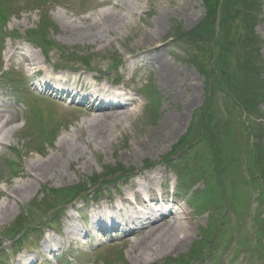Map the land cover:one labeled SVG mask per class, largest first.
<instances>
[{
  "label": "rangeland",
  "instance_id": "obj_1",
  "mask_svg": "<svg viewBox=\"0 0 264 264\" xmlns=\"http://www.w3.org/2000/svg\"><path fill=\"white\" fill-rule=\"evenodd\" d=\"M0 1L6 13L0 28L2 72H20V57L7 61L5 56L11 43L33 52L48 69L76 70L99 76L102 83L116 79L138 104L136 117L115 128L108 144L83 149L82 159L64 164V178L37 185L31 196L12 204V216H0V264H20L16 259L23 257L29 264H264V0H217L212 11L205 0H128L124 24L99 29L97 37L106 41L94 45L72 37H90L80 31L110 10L104 0ZM163 11L168 17L158 30L154 19ZM39 33L50 43L43 51L48 64L42 47L27 44ZM247 36L253 44L243 51L237 40ZM142 37L156 38L151 47L157 51L145 60L166 64L169 78L163 87L153 64L138 58L148 48ZM228 45L236 47L225 60ZM225 71L238 79L233 88ZM4 80L0 88L12 96L9 105L19 111L13 112L19 121L16 137L0 158V191L18 181L10 178L7 160L21 171L31 158L44 159L81 111L38 96L27 82L28 88L21 94L16 89L15 95ZM231 92L235 101L228 103ZM31 110H39L41 120L34 121ZM166 115L178 118L167 130L159 128ZM139 141L145 143L142 150L136 148ZM148 178L157 193H167L186 212L190 239L178 251L143 260L134 249L144 237L137 234L141 227L102 235L91 228L88 216L130 193L131 183H148ZM71 220L88 236H77L68 247L65 232ZM30 227L31 236L23 238L14 258L11 242ZM48 235L61 240V250L49 254L42 248Z\"/></svg>",
  "mask_w": 264,
  "mask_h": 264
},
{
  "label": "bare ground",
  "instance_id": "obj_2",
  "mask_svg": "<svg viewBox=\"0 0 264 264\" xmlns=\"http://www.w3.org/2000/svg\"><path fill=\"white\" fill-rule=\"evenodd\" d=\"M103 3L108 4L110 10L97 14L92 23L88 24L86 29L80 31L81 33L86 32L85 34L90 37H72L73 39L92 45L103 43L106 41V37H97L100 30L109 31L111 27L124 24V13H130L128 0H104ZM166 17H168V12L166 11L155 17L154 22L158 30H160ZM57 19L66 23V18L62 14H58ZM85 19L91 20L90 18ZM262 29L264 30V25ZM140 41L144 47L148 48L141 52L138 58L143 57L146 64H153L157 73L158 83L163 87L169 78L166 64L158 58L145 60L150 52L157 51V48L151 47L155 45L156 38L142 37ZM7 46L5 52L7 61L13 60L16 56L20 57L19 69L26 81H29L37 89L44 86L47 90H51L54 87V80L51 79L54 69H48L43 66V63L33 52L26 51L20 46L11 43ZM44 63L48 64L46 60ZM69 76L67 74L66 79L56 76L58 80L63 81V83L59 82L57 84L58 87L62 91H65L62 87L66 88V92H70L74 97L81 99L78 96V90L74 86L80 85V90L84 88L87 91L88 87L85 85V81L93 80V76H87L83 73L77 74L72 87L67 84L70 80ZM56 77L54 76V79ZM116 85L105 82L95 85L96 87L90 86L91 90L87 91L88 94L83 96L89 102L78 105L81 111L75 118L72 130L63 131L57 142L51 147L50 152L44 153V159L31 158L21 171L18 168L16 169L17 164L15 162L7 160L10 178H16L18 181L12 183L7 190L0 191V200H2L0 216H12L14 213L12 204L18 205L24 198L31 196L36 191L37 185L49 179L64 178L63 167L65 163L73 165L74 162L82 159L84 157L83 149L85 148H89L92 145L104 146L108 144L115 128L117 129L122 123L136 117L137 102L133 99H124L123 95L117 94L116 89H113ZM91 93H98L100 97L90 95ZM112 98L120 99V103L109 104ZM97 99H99V102L96 101ZM16 121L17 117L13 116L10 110L0 108V158L4 156V152L10 148V142L16 137L18 128L13 125ZM176 122L178 124V118L166 115L159 128L165 126L167 130L168 124ZM159 128L157 127V129ZM172 132V129L168 130L166 136ZM143 146H145L144 141L136 143L138 150H142ZM152 177L153 180L158 179L155 176ZM150 180L148 178L146 181L148 183H144L143 179L142 181L131 183L130 193L121 194L107 209L101 206L96 207L89 215L91 228L98 230L100 233L107 232V230L134 232L136 227H141L137 230V234L142 233L144 237L135 244L134 249H138L137 259L143 260L160 252L178 251L190 239V229L184 223L186 212L180 206L176 207L175 205H179L178 202L170 201L167 193H157L156 189L149 184ZM170 203L174 204L173 209H171ZM178 209H180V212H177ZM81 235H83L82 231L76 222L71 220L66 232L67 241L73 242V240H77V236L82 237V239L87 237L85 233L83 236ZM61 244V240L58 241L50 237L43 241L42 248L47 253L53 254L61 250Z\"/></svg>",
  "mask_w": 264,
  "mask_h": 264
},
{
  "label": "trees",
  "instance_id": "obj_3",
  "mask_svg": "<svg viewBox=\"0 0 264 264\" xmlns=\"http://www.w3.org/2000/svg\"><path fill=\"white\" fill-rule=\"evenodd\" d=\"M205 3H206V7H207V9L208 10H210V11H212V10H214L215 8H216V4H217V0H205ZM41 34V33H40ZM253 37H250V36H247V37H244L243 39H239V40H237V41H240V42H242V43H237V45L236 46H239L240 47V49H242L243 51L244 50H246L247 48H246V45H247V43H252L253 44ZM224 42H225V40H224ZM229 43H232V42H229ZM235 45H233V46H231V45H228V51H227V53H226V55H225V60L230 56V54H231V50L232 49H234L235 47H236ZM246 54V53H245ZM246 56V55H245ZM245 61H246V59H245ZM227 61H225V64H227L226 63ZM239 64V63H238ZM228 74V76L230 77V78H228V79H225V81L227 82V84L231 87V88H233L232 87V83H233V81L235 82V83H237V81H238V79L237 78H232L231 77V75H230V73L228 72V71H225V73L223 74L224 76L225 75H227ZM262 86V85H261ZM228 94V103L231 101L232 103H233V101H235V99H234V95L232 96V92L231 93H227ZM233 106V104L231 105V107ZM217 109H219L220 110V112H221V108H217ZM225 112H229V110H230V108H229V105H228V107H225ZM259 175V174H258ZM262 178H264V175H262L261 176V180H262Z\"/></svg>",
  "mask_w": 264,
  "mask_h": 264
}]
</instances>
